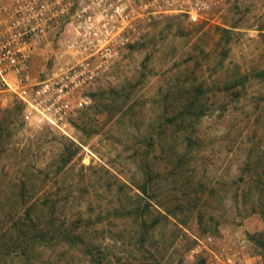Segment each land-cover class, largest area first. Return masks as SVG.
Here are the masks:
<instances>
[{"label": "rangeland", "instance_id": "374dc122", "mask_svg": "<svg viewBox=\"0 0 264 264\" xmlns=\"http://www.w3.org/2000/svg\"><path fill=\"white\" fill-rule=\"evenodd\" d=\"M206 3L199 20L177 14L142 25L67 135L24 122L21 106L0 96V139L9 151H0L4 241L13 242L17 200L37 204L36 224L34 210L48 220L53 202L64 199L62 216L84 217L73 229L87 234L105 263L198 264L195 239L209 237L221 257L264 264V81L220 90L232 66L248 74L264 67L257 30L264 0ZM222 30L228 33L220 38ZM99 99L118 109L94 114ZM69 142L78 153L59 169ZM35 229L20 228L31 238ZM47 248L44 256H55ZM57 255L86 264L74 250Z\"/></svg>", "mask_w": 264, "mask_h": 264}, {"label": "built area", "instance_id": "2783aa9c", "mask_svg": "<svg viewBox=\"0 0 264 264\" xmlns=\"http://www.w3.org/2000/svg\"><path fill=\"white\" fill-rule=\"evenodd\" d=\"M207 0H11L0 5V96L24 122L65 134L88 94L151 19L199 20ZM208 9V8H207ZM67 135V134H65ZM195 239L198 264H245Z\"/></svg>", "mask_w": 264, "mask_h": 264}, {"label": "trees", "instance_id": "16d2710c", "mask_svg": "<svg viewBox=\"0 0 264 264\" xmlns=\"http://www.w3.org/2000/svg\"><path fill=\"white\" fill-rule=\"evenodd\" d=\"M264 38V25L257 29ZM223 33L220 35H226L228 32L222 30ZM226 33V34H225ZM228 39V37H227ZM232 71L229 72L228 76L225 77L222 85V91H233L235 89L243 88L249 80L264 81V67L252 70L250 74L244 73L240 66H232ZM116 102L109 99H99L95 103V113H107L110 114L118 109ZM16 110L19 111L20 106L15 105ZM93 114V115H94ZM111 115V114H110ZM109 115V116H110ZM4 123L11 124L12 121L8 120V116L4 117ZM91 133V130L88 131ZM1 137V135H0ZM2 143V144H1ZM65 156L61 160V166L59 169L66 167L74 157L77 155V147L72 142L68 145H64ZM0 151L9 152L4 148V141L0 139ZM24 173L27 171V167H24ZM83 169V168H81ZM5 173V171H4ZM20 204L19 212L12 214L9 224V240H13L12 243L4 241L3 232H0V264H67L58 257V252L68 254L69 250H74L77 253L83 254L86 260V264H110L103 262L105 256H102L98 250V247L92 243L87 242V234L81 230H74L73 228H81V226H75L80 223L84 224V217L78 214L77 218L79 221L74 222L73 220L67 221V216H62L63 203L67 205L68 200L64 202V199L55 200L50 207V217L48 220H44L45 215L43 209L40 207L36 213L37 223H33L31 211L35 209L36 203L24 200H17ZM16 202V203H18ZM41 206H45L43 201L39 203ZM138 208V207H137ZM64 214V213H63ZM32 225L36 228L34 231L33 238L25 231H21L20 228H27L28 225ZM71 226V227H70ZM12 228V230H11ZM14 228V229H13ZM48 228V229H45ZM15 231L16 234H12L11 231ZM2 234V235H1ZM14 235V237H13ZM48 244V250L56 253L55 256L49 255L44 256V245ZM72 257V256H71Z\"/></svg>", "mask_w": 264, "mask_h": 264}]
</instances>
